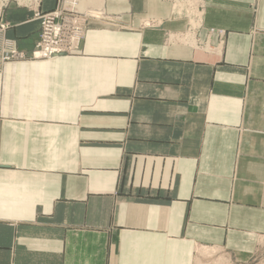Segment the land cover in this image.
Returning <instances> with one entry per match:
<instances>
[{
	"label": "crops",
	"instance_id": "crops-1",
	"mask_svg": "<svg viewBox=\"0 0 264 264\" xmlns=\"http://www.w3.org/2000/svg\"><path fill=\"white\" fill-rule=\"evenodd\" d=\"M38 1L58 8L10 1L0 18V264L253 254L264 241V0H204L195 37L185 6L98 0L75 54L4 62L8 42L36 49Z\"/></svg>",
	"mask_w": 264,
	"mask_h": 264
},
{
	"label": "built area",
	"instance_id": "built-area-1",
	"mask_svg": "<svg viewBox=\"0 0 264 264\" xmlns=\"http://www.w3.org/2000/svg\"><path fill=\"white\" fill-rule=\"evenodd\" d=\"M78 0H66L63 7H58L54 11L44 12L41 9L40 2L34 9V18L40 23L39 40L36 49L29 56L25 52L16 49L13 42H8L4 52L3 61L10 62H25L31 60H49L56 56L72 55L78 52L81 44L85 39L86 30L88 26L89 15L81 14L76 10V3ZM202 5L196 6L195 15L199 19L198 24L192 29L193 36L197 30L202 28L203 21H201V14L204 13V0ZM32 7V5H27ZM7 7L3 0H0V18L1 12ZM105 21L112 22L107 19ZM144 23L145 27L156 28L155 23ZM8 24H1L0 28L6 30ZM217 31L210 30V34H216ZM223 37L222 33H219Z\"/></svg>",
	"mask_w": 264,
	"mask_h": 264
},
{
	"label": "rangeland",
	"instance_id": "rangeland-1",
	"mask_svg": "<svg viewBox=\"0 0 264 264\" xmlns=\"http://www.w3.org/2000/svg\"><path fill=\"white\" fill-rule=\"evenodd\" d=\"M4 1H7V0H4ZM10 1H14L15 2L16 0H9L8 2H10ZM65 1L66 0H58L57 7H63L64 4H65ZM80 1L81 0L78 1L79 8L81 10H83V12H86L89 15V19L92 20L93 18H91V16H94V15H90V14H93L94 12H91L90 10L95 9L98 6V3H97L98 0H89L90 2H87V5H85V6H84V3H83L85 0H83L82 3ZM169 1H171L172 3H175L176 5H178V4H181L182 6L186 5L190 10H192L191 12H194L196 10V8H195L196 6L202 5V1L201 0H197L195 3H192V4H190L188 2V1H192V0H169ZM29 4L32 5L33 3H27L26 5H29ZM201 21H202V18H201ZM195 22H196V25L199 22V19L197 17H196ZM142 24H144L143 21H142ZM198 45L199 44L197 42V45H193V46H197L198 47ZM62 56H65V55H62ZM11 63H16V62H11ZM262 240H264V239H262ZM202 249L203 248H200L198 253L200 251H202ZM198 253H197V255H198ZM222 256L225 257L226 260L223 261V262H219L220 264H264V241H262V242L260 241L258 243L257 250L253 254L248 256L247 258H237V257H235V256H233L231 254H225V252H223L220 249L219 252L215 256H213L211 258H207L206 257V259L202 258V260L204 261L205 264H214L215 263L214 261L217 260V259H220ZM195 264H196V258H195Z\"/></svg>",
	"mask_w": 264,
	"mask_h": 264
},
{
	"label": "bare ground",
	"instance_id": "bare-ground-1",
	"mask_svg": "<svg viewBox=\"0 0 264 264\" xmlns=\"http://www.w3.org/2000/svg\"><path fill=\"white\" fill-rule=\"evenodd\" d=\"M9 0H7V1H4V4H6L7 2H8ZM37 0H16V2H18L19 4H22V5H26L27 3H34V2H36ZM79 1V0H78ZM78 1H77V3H76V10L79 12V13H81V14H86V15H88L86 12H83V10H81L80 8H79V5H78ZM82 1L83 0H81L80 2L82 3ZM197 0H192V1H188L190 4H192V3H195ZM80 3V4H81ZM30 5V4H29ZM178 5H180V6H182L181 4H178ZM185 7L188 9V11L189 12H191L190 11V9L185 5ZM96 13H93V14H90V15H95ZM98 15V14H97ZM99 16V15H98ZM97 17V16H96ZM201 18H202V14H201ZM146 21V20H145ZM148 22H150V21H148ZM148 22H146V24H149ZM144 23V22H143ZM162 24V23H161ZM157 25H159V24H157ZM172 42H182V43H184V44H192V45H197V40H195L194 39V37H186V36H184L183 38H181V36H176V35H172L171 36V39H170ZM169 42V41H168ZM56 57H58V56H56ZM53 58H55V57H53ZM261 241V240H260ZM219 248H203L202 249V251H200L199 253H198V255H197V257H196V264H205L204 263V261L202 260V258H205L206 259V257L207 258H211V257H213V256H215L218 252H219ZM226 260V258L225 257H221L220 259H217V260H215L214 262V264H220L219 262H223V261H225Z\"/></svg>",
	"mask_w": 264,
	"mask_h": 264
}]
</instances>
